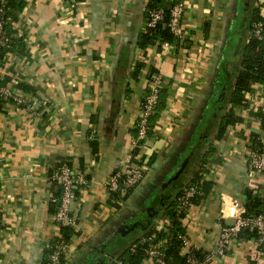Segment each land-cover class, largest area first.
Wrapping results in <instances>:
<instances>
[{"label": "crops", "instance_id": "obj_1", "mask_svg": "<svg viewBox=\"0 0 264 264\" xmlns=\"http://www.w3.org/2000/svg\"><path fill=\"white\" fill-rule=\"evenodd\" d=\"M149 1L25 0L15 25L27 54L8 53L0 62V81L30 88L19 90L24 105L7 104L0 112V264L43 263L60 234L50 204L62 159L87 182L70 206L76 234L65 264H115L147 229H163L164 209L192 180L211 141L216 152L208 154L212 173L206 176L215 190L182 222L197 248L216 254L226 226V219L219 222L224 200L244 203L247 190L264 185L248 164L251 134L264 144L260 120L249 109L256 102L255 110L264 108L258 85L249 107L237 109L242 123L214 139L264 1L182 0L181 46L141 50L137 40L146 30ZM151 68L168 94L142 147L156 159L132 195L115 200L107 182L130 166ZM215 157L220 163H212ZM207 264H264V244L237 237L224 257L214 255Z\"/></svg>", "mask_w": 264, "mask_h": 264}, {"label": "trees", "instance_id": "obj_2", "mask_svg": "<svg viewBox=\"0 0 264 264\" xmlns=\"http://www.w3.org/2000/svg\"><path fill=\"white\" fill-rule=\"evenodd\" d=\"M181 1L182 0H150L148 2L145 10L146 30L139 35L137 40V46L141 50H146L151 46H157L159 49H161L163 45L175 46L177 49L181 46L184 42L182 36L174 33L170 27L172 11L175 5ZM25 7V0H0V8H3V13H0V22H3V28L9 40L6 45L7 47L1 52L0 62L4 60L8 53L20 52L22 55L27 54L25 36L18 37V29L15 25V22L19 20L18 14L21 13ZM154 12H160L162 17L155 26L150 27L148 24L152 20V13ZM259 22L264 23V17L257 7L251 22V28L255 23ZM140 70L141 65L138 64L135 69V77L139 76ZM154 74H157V70L151 68L148 75L149 85L155 81L153 78ZM11 83V79L6 78L4 81H0V88L11 87L14 90L17 89L25 93L30 91V88L23 83H18L15 86H11ZM256 85L261 87L262 92L264 93V28L261 38H257L253 34H250L249 36V42L244 48L242 60L239 65L238 75L231 94L227 99V104L230 105V108L220 116V120L217 121L218 130L214 136L215 140L223 139L228 128L242 123L243 119L237 114V109L239 107H249V96L252 94L253 88ZM147 92L150 93V87L147 88ZM158 93V101L154 113L150 118L147 139L151 136L153 126L162 115L167 104V92L160 88ZM14 103L15 101L13 98L5 99L0 94V112L3 111L4 106L7 104ZM224 103L222 105H224ZM251 113L252 118L260 120L261 128L264 130V108L254 111L252 110ZM218 118L219 116L217 119ZM145 142V140H138L137 146L131 153L130 160V165L144 166L146 168L144 178L152 168L156 159L154 155L148 156L142 154V147ZM91 145L96 153L97 142L94 141ZM208 148V152L201 156L202 165L194 173L192 180L187 185L188 188H194L196 191L194 196L189 200L191 204L190 207L203 204L208 198V195L212 193L216 187L215 181L206 176L211 171L208 167V162L210 161L208 154H214L216 152V148L212 141L208 145ZM248 148L253 153H264V144L259 134H251ZM147 158L148 161H145ZM213 162L217 164L220 163L217 157H215ZM63 164H67L70 167L72 166L64 159L59 160L56 164L54 176L52 178L54 196L50 204V210L55 214V217L60 208L63 196V187L58 184L55 175L57 170ZM126 178L127 176L123 175L119 180V187L113 192V198L115 200L122 198L127 199L140 185L133 187L128 186L125 182ZM80 187L81 186L76 187V195L79 194ZM123 195L124 197H122ZM180 195L181 192H178L175 199L168 204L161 215V220L164 222V228L161 230H158L155 227L147 229L144 234L122 254L120 259L126 264H143L145 260L150 259L149 251L151 249H156L162 254V259L166 264H190L189 258H195L200 264L208 263L207 256L209 255V252L204 251L203 249L197 248L190 254L184 252V241L182 237H188V234L182 222L186 218L190 207L181 210V203L178 200ZM243 206L246 210V216H264V185L260 186L257 190H247ZM69 215L70 217H73L71 211L69 212ZM75 234V227L60 226V234L53 238L50 246L45 250V259L42 264H51L50 258L56 247L61 244L70 245ZM237 237H244L247 239L256 237L259 239L258 232L251 228L242 229ZM65 263V257L62 256L60 264Z\"/></svg>", "mask_w": 264, "mask_h": 264}, {"label": "built area", "instance_id": "obj_3", "mask_svg": "<svg viewBox=\"0 0 264 264\" xmlns=\"http://www.w3.org/2000/svg\"><path fill=\"white\" fill-rule=\"evenodd\" d=\"M3 1V0H2ZM264 1V0H262ZM263 10L261 9V14L264 17V3H262ZM0 13H3V8H0ZM184 13V3L178 2L173 11H172V19L170 22V27L172 31L176 34H179V24L181 17ZM162 15L160 12L152 13V20L149 22V26L153 27L155 24L161 19ZM18 23H16L17 25ZM264 28V23L259 22L255 23L251 28V34L255 35L257 38H261L262 31ZM21 33V32H20ZM8 38L3 28V22H0V57L1 52L4 48H6L8 43ZM155 81L150 85V93L147 92L141 106V115L139 118V122L137 125V133L138 138L135 142V147L137 146L138 140L147 141V135L150 127V118L154 113L155 106L159 97V89L162 88V81L159 75L154 77ZM260 90L261 87H260ZM0 94L5 99L13 98L15 104L24 105L26 100L22 96V92L19 90H13L10 87L0 88ZM259 98L264 97V93L258 92ZM257 106V102L254 105L250 106V111L255 110ZM131 158V156H130ZM248 161H249V174L252 177H262L264 178V153H253L250 150L248 151ZM214 163V162H212ZM211 163V165H212ZM211 167V166H210ZM146 168L144 166H136L130 165L125 172L117 171L115 172L111 178L107 182V188L109 192H115L119 187V180L123 175H126L127 178L125 180L126 185L128 186H137L144 179V173ZM212 170V169H211ZM212 171L209 173L211 175ZM55 179L58 184L63 187V196L62 202L58 212L56 213V221L59 223V226H76V222L73 217H70V206L76 200V192L75 189L77 186L85 185L87 182L85 180V176L80 174L75 176L70 166L67 164H63L56 172ZM194 188H185L181 191V195L178 200L181 203V210L186 207H190L191 204L189 202L190 198H192L195 194ZM191 208V207H190ZM246 210L243 206V203L238 202L236 200L225 199L221 209V215L219 217V222L222 224L223 220L228 218H235L236 224L232 227L229 226H221L220 230V240L218 243V247L216 250V254L213 252L209 253L207 256V261H211L214 255L224 257L226 254L227 247L230 242L237 238L238 234L242 229L251 228L258 232L259 241L264 243V216H246ZM164 223V222H163ZM1 233V230H0ZM184 241V252L190 254L195 251L197 247L191 242V239L186 236L182 237ZM69 255V245L61 244L58 245L55 251L51 255V264H60L62 256L67 258ZM150 260L154 262V264H166L162 259V254L158 252L156 249H151L149 251ZM190 264H200L195 258H189ZM115 264H126L122 259H118L115 261Z\"/></svg>", "mask_w": 264, "mask_h": 264}, {"label": "water", "instance_id": "obj_4", "mask_svg": "<svg viewBox=\"0 0 264 264\" xmlns=\"http://www.w3.org/2000/svg\"><path fill=\"white\" fill-rule=\"evenodd\" d=\"M179 178H180V176L176 175L173 178V180H177ZM225 224H226V226L232 227V226H234L236 224V219L235 218H228V219L225 220Z\"/></svg>", "mask_w": 264, "mask_h": 264}]
</instances>
